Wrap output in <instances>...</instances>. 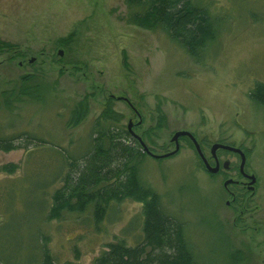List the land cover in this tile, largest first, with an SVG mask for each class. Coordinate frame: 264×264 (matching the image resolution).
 Instances as JSON below:
<instances>
[{
    "label": "rangeland",
    "instance_id": "obj_1",
    "mask_svg": "<svg viewBox=\"0 0 264 264\" xmlns=\"http://www.w3.org/2000/svg\"><path fill=\"white\" fill-rule=\"evenodd\" d=\"M194 2L217 23V37L207 43L201 61L162 30L128 24L124 0H0V40L16 45L0 51V91L36 83L45 88L42 100L16 103L10 111L0 106V131L29 130L47 140L44 147L29 143L0 151V166H17L11 174L0 170V236L26 234L20 212L25 181L40 169L51 171L56 149L68 155L83 151L107 99L121 118L101 126L134 144L124 136L133 113L117 98L123 96L143 114L134 133L154 153L172 151L171 137L182 130L218 129L244 142L260 188L241 215L225 204L219 181L199 171L184 142L172 156H146L140 174L158 192L164 210L183 222L199 264H264V117L249 97L255 82L264 83V0ZM25 73L33 80L21 85ZM81 99L88 113L68 128L71 109ZM158 109L165 115L160 126ZM110 203L98 224L89 206L82 213L65 212L60 220H32V229L48 235L58 260L92 264L110 241H142L141 204L127 198Z\"/></svg>",
    "mask_w": 264,
    "mask_h": 264
},
{
    "label": "trees",
    "instance_id": "obj_2",
    "mask_svg": "<svg viewBox=\"0 0 264 264\" xmlns=\"http://www.w3.org/2000/svg\"><path fill=\"white\" fill-rule=\"evenodd\" d=\"M124 3L128 24L162 30L197 61H201L207 43L217 37L216 21L205 6L194 0H124ZM13 47H16L14 43L0 40V51ZM25 80L31 82L33 75L22 76L21 85ZM44 89L38 83L3 89L0 106L10 111L16 103L42 100ZM249 96L264 102V83L255 82ZM88 110L86 99H81L71 109L66 127L78 125ZM156 111L158 125H164V113L161 109ZM98 115L83 151L68 155L64 149H56L57 162L51 171L40 169L25 181L20 212L26 218L27 232L12 240L0 236V264H75L54 256L48 235L37 226L33 230L32 220H60L65 212L82 213L92 206L91 215L98 224L106 217L110 202L125 198L141 204L142 241L134 244L123 238L110 241L92 264H199L186 239L183 222L164 210L158 192L141 178L140 165L149 155L139 140L129 133L128 127L124 136L131 138L134 144L126 143L122 132L101 126L107 122L111 125L121 118L110 99ZM29 143L39 148L44 147L47 140L29 130L11 134L0 131V151L27 148ZM0 167L5 174H11L17 166L9 162ZM49 187H53L51 191Z\"/></svg>",
    "mask_w": 264,
    "mask_h": 264
},
{
    "label": "flooded vegetation",
    "instance_id": "obj_3",
    "mask_svg": "<svg viewBox=\"0 0 264 264\" xmlns=\"http://www.w3.org/2000/svg\"><path fill=\"white\" fill-rule=\"evenodd\" d=\"M18 63L20 66L24 65L22 61ZM28 63H31V60H28ZM26 75L25 73L23 77ZM117 98L131 107L133 115L128 118L127 124L130 125L128 131L137 140L134 129L143 123V114L132 106V102L127 97L118 96ZM250 98L257 107L261 108L264 117V102ZM189 133L194 137L199 150L196 149L193 139L183 134L177 138L179 149L172 154H176L183 147V142L188 145L196 157L199 171L209 176L210 179L219 181L226 195L225 204L232 206L241 215L244 209H248L245 206L251 202L253 195L260 188L259 176L249 161V149L240 138H228L230 134L223 136L222 131L218 129L193 130ZM170 143L174 145L173 140H170Z\"/></svg>",
    "mask_w": 264,
    "mask_h": 264
},
{
    "label": "water",
    "instance_id": "obj_4",
    "mask_svg": "<svg viewBox=\"0 0 264 264\" xmlns=\"http://www.w3.org/2000/svg\"><path fill=\"white\" fill-rule=\"evenodd\" d=\"M57 51H58L59 55H62V53H63L62 50L58 49ZM31 60H32V59H31ZM127 125H128V128H130L129 123H128ZM183 134H187V135H189V137H191V139H193V142H194V144H195V146H196V149L199 150L198 144L196 143L194 137L192 136L191 133H189V132L186 131V130L175 131V132L173 133L172 137H171V140L174 141V145H175L174 149H172V151L163 152V153H161V154H157V153H154V152H152L151 150H149L148 146L145 145V143L142 141V139L140 138V136H139V135H135V134H134V135L138 138V140H139V142H140V145L143 147V150H144L149 156H152V157H154V158H161V157L170 156V155H172V153H175V152L179 149V144H178L177 138H178L179 136H182ZM229 148H231V147H229ZM231 149H232V148H231ZM235 150H236V149H235Z\"/></svg>",
    "mask_w": 264,
    "mask_h": 264
}]
</instances>
